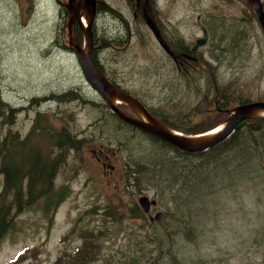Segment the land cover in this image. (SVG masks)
I'll list each match as a JSON object with an SVG mask.
<instances>
[{"label":"rangeland","instance_id":"1","mask_svg":"<svg viewBox=\"0 0 264 264\" xmlns=\"http://www.w3.org/2000/svg\"><path fill=\"white\" fill-rule=\"evenodd\" d=\"M104 1L126 23L115 24L108 15L96 19L97 34L120 40L100 47L97 58L111 79L152 112L191 126L200 119L195 109L206 108L222 89L228 90L230 105L238 97L264 101V35L245 0H153L154 15L168 37L174 33L189 44L203 36L206 22L209 43L200 49L199 69L190 81L177 77L144 22L134 19L128 0ZM57 10L56 0H0V140L8 133L9 141L31 136L32 144L51 130L66 129L83 146L78 154L73 149L65 154L54 174V186H67L68 196L52 216L45 215L41 200L15 215L14 229L0 242V264L21 254L26 261L20 264H54L81 246L79 230L86 227L102 229L104 237L92 264H112L119 257L138 258L141 264H264V170L257 168L260 157L256 165L249 152L236 150L221 162L225 166L204 171L208 180L197 191L186 181L179 197H192L186 206L180 200L175 217L166 214L163 203L151 212L164 215L161 223L131 215L140 196L156 199V191L143 186L138 193L127 181V162L151 156L149 149L157 147L110 111L78 56L55 45L68 42V17L61 22ZM216 24L224 27L220 33L237 27L243 34L238 51L213 36ZM34 126L40 131L31 133ZM101 147L115 165L112 174L104 175L91 152ZM106 207H116L121 221L105 218ZM168 208L173 210L171 203ZM154 233L162 237L160 245L144 238Z\"/></svg>","mask_w":264,"mask_h":264},{"label":"trees","instance_id":"2","mask_svg":"<svg viewBox=\"0 0 264 264\" xmlns=\"http://www.w3.org/2000/svg\"><path fill=\"white\" fill-rule=\"evenodd\" d=\"M222 28H224L222 25L216 24L212 29L214 30L213 36L216 35L218 40L227 45L230 44L234 51H238L243 40V34L238 32L237 27L223 29V32L220 33ZM217 33L220 34L217 35ZM219 50L225 52V47L219 48ZM229 50L232 52L230 47ZM124 91L127 92L126 90ZM226 92H228L227 89H222L217 98L209 100L206 108H196L195 111H197L200 119L198 122L192 123L191 126L179 121H170L164 115L159 116L154 112L152 114L159 117L170 128H175L186 134L202 133L223 122L228 116V111L236 105L251 100L248 97H238V103L230 105L231 97ZM129 94L133 95L132 93ZM260 99L264 100V98ZM121 106L127 107L126 105H120V109ZM115 116L117 117V115ZM252 120L260 123L258 130L251 129L249 126L250 121L246 120L223 142L196 154L181 151L159 138L139 130L151 141L150 144L156 145L157 150L151 151L149 149L151 156L145 155L144 157L127 162V181L134 182L131 186L137 192H141L144 189L143 186L148 190L155 189L156 199H154L156 200V204L163 203L166 205V214H170L171 218H173L172 216L175 217L176 215V210H179L177 208L182 199L179 197V193L182 194L186 181L187 185H190V188L197 191L202 183L208 180L203 172L212 171L219 166H225L226 163L222 164L221 162L229 159L234 151L249 152L256 165L257 158L260 157L257 168L259 170L263 168L264 170V164L262 163V158L264 157V117H256ZM37 130L39 128L34 126L31 133ZM64 134V129L51 130L46 133L47 137L45 139L48 143L54 145V150L59 151L66 147H71L76 151L80 150L79 147L82 140L77 139L74 135L71 140L65 139ZM30 137L23 139V150L19 148L18 154L13 153L14 151L11 150L9 153L4 154L5 143H2L0 140V175L4 176L3 188L0 191V242L9 231L14 229L15 215L21 214L24 210L34 206L41 200L43 209L47 213L45 215L50 214L52 216L63 199L68 196L69 189L66 186L56 189L53 184L55 170L60 160L59 153L53 154V150L50 147H46L48 143H43L45 139L31 144L29 142ZM229 165L233 166L231 163ZM159 167L160 169L158 170ZM157 172L159 173L157 174ZM215 178L217 179L218 177ZM187 197L191 198L192 194L187 193L185 198L182 199L184 205H187V202H185ZM168 203L172 204L173 210L168 208ZM92 212H96L95 209ZM130 213L136 218L141 216L146 217L144 211L137 205L135 208L130 209ZM102 215L105 218H111L113 221H121V214L116 210V207H106ZM163 218L164 215L162 214L161 220L155 223H161L164 220ZM150 223L152 225V222ZM151 230H155V228ZM73 233L75 232L73 231ZM79 237L81 246L74 253L59 257L54 264H92L97 260L101 250L100 243L104 238L102 236V229L82 228L79 230ZM144 238H148L154 244L160 245L162 243V237L157 235V233H154L153 236L147 235ZM170 242H172L171 239ZM161 251L159 249V252ZM24 261H26V255L21 254L9 264H20ZM141 263L142 261L138 260V258L119 257L117 260H113L112 264Z\"/></svg>","mask_w":264,"mask_h":264},{"label":"water","instance_id":"3","mask_svg":"<svg viewBox=\"0 0 264 264\" xmlns=\"http://www.w3.org/2000/svg\"><path fill=\"white\" fill-rule=\"evenodd\" d=\"M246 2L264 34V7L262 1L246 0ZM66 7L70 14L67 23L68 45L75 49L87 80L95 85L96 90L102 96L110 111L125 123L133 125L181 151L196 154L204 152L223 142L243 121L256 117H264V101H249L238 104L229 110L227 118L218 126L208 131L198 134H185L171 129L154 118L137 98L113 84L96 64L93 57L94 40L92 32V25L96 17V0H68ZM82 16L85 18V23L82 21ZM145 20L161 48L172 56L173 52L161 38L152 19L149 16H145ZM75 23L79 25L82 32V44L76 42V39L72 35V26ZM205 40V38L197 39L192 50L195 51L199 46L203 45L206 42ZM120 105H126L131 108L137 113L139 118L125 113L120 109ZM219 126H221L219 131L214 134H209ZM249 126L253 130H258L260 123L258 121H251ZM138 204L144 212H147L151 205H156V200L150 199L147 195H142L138 198ZM161 218L162 213L157 212L150 219L160 221Z\"/></svg>","mask_w":264,"mask_h":264},{"label":"flooded vegetation","instance_id":"4","mask_svg":"<svg viewBox=\"0 0 264 264\" xmlns=\"http://www.w3.org/2000/svg\"><path fill=\"white\" fill-rule=\"evenodd\" d=\"M67 1L68 0H56L57 8H58L57 12H58V16H59V19H60L61 22L64 21L66 19V17H68V19H69V16H70L69 11H68V9L66 7ZM128 1L135 8V10L133 12L134 19H136V20L137 19L138 20L141 19L148 29H149V27L146 24L145 16H149L152 19L156 29L158 30V32H159V34L161 36V38L163 39V41L165 42L167 47L173 52V55L171 56L163 48H161L164 51V53L167 55V57L171 60V63L174 65V69H175V73L177 74V77L181 81H183V80L185 81L186 79H187V81H190L191 79H193L194 75L197 73V70L199 69L198 68V64L200 62V60H199V58H200V55H199L200 49L204 48L209 43L210 36H209V32H208V30L206 28V22H204L203 25L201 26L203 36L200 37V38L199 37L196 38L195 41H193V42L191 41L188 44V43L185 42V40L182 37L175 36L174 33H170V37H168V36H166L165 34L162 33L163 32V29H162L163 23L162 22L160 23L159 20H161V19L156 18L155 15H154L153 0H128ZM124 3H126V0L124 1ZM246 4H247V2H246ZM262 4H263V2H262ZM119 13H120V11H118L114 7H112L110 5V3H106L104 0H96V17H95L93 25H92L93 40H94L93 57H94V60H95L96 64L100 68V70L108 77V79L113 84H115L117 87H119L120 89L124 90V88H122L115 80L111 79L104 72V70L102 68V65H101V62H100V59L97 58L98 49L100 47H108V46H111L113 42H120L119 37H115V36L114 37H112V36H109V37L100 36L95 31V21L100 15L103 16V17H107V15L112 17L111 20L115 24H121L122 20L126 23L125 18L120 17ZM157 15H159V14H157ZM118 27L119 26H117V28ZM149 31L153 35V33H152V31L150 29H149ZM72 35L76 39V42H78L79 44H82L83 35H82L81 29H80V27H79V25L77 23H75L72 26ZM153 37H154V35H153ZM129 38H130V31H128V39ZM201 38H205L206 42L203 45L199 46L195 51L192 50V48L196 44L197 39H201ZM156 42H157V40H156ZM55 45L58 46V47H63L65 50H68L72 54H76L75 49H73L71 46H69L68 42L67 43L65 42V43H62V44H56L55 43ZM158 45H159V43H158ZM133 97H135V96H133ZM135 98H137V97H135ZM52 99H54V97H52ZM52 99L48 98V100H52ZM137 99L140 100L139 98H137ZM140 102H142V101L140 100ZM143 105L146 107V109L149 111V113L154 118H156L157 120L162 122L159 117H156V116H154L152 114V111H150V109L144 103H143ZM128 109H129V111H124V112L127 113L128 115L132 116V117L139 118V116L137 115L136 112H134L131 108H128ZM114 118L117 119L116 117H114ZM9 124L13 125L14 122H13V124H12V122H9ZM163 124H165V123H163ZM134 129L140 130L139 128H136V127ZM64 132H65V134H64L65 135V139L71 140L73 134H71L66 129H64ZM15 134H16V136H19L18 133H15ZM1 140H2V143L3 142L5 143V145H4V147H5L4 153L5 154L9 153L10 150L14 151L13 153H17V154H18V149L19 148H21L23 150V143H22L23 139L22 140L19 139V140H15V141H12V140L9 141V134L7 133ZM51 149L53 150V152H52L53 154L59 153L60 160L58 161V163H60L64 159L62 157L65 154L67 156H69L70 153H71V150H72L71 147H66L65 149H61L59 151L58 150H54L53 148H51ZM82 149H83V146H80V150L76 151V153L78 154L79 152L82 151ZM91 152L93 153L96 161L101 164L104 175L112 174V173L115 172V165L111 164L110 155L105 153L103 147L98 149V151L91 150ZM111 154L113 155L114 152L111 153ZM72 158H74V155L72 156ZM55 173H56V170H55ZM3 180H4V176H3ZM64 186L65 185H61V187H64ZM156 206H157V204L154 205V206L151 205L149 210L147 212H144L145 216L152 223L156 222V220H151L150 219L152 217L151 216V212H152V210L154 208H156Z\"/></svg>","mask_w":264,"mask_h":264},{"label":"bare ground","instance_id":"5","mask_svg":"<svg viewBox=\"0 0 264 264\" xmlns=\"http://www.w3.org/2000/svg\"><path fill=\"white\" fill-rule=\"evenodd\" d=\"M83 21V23H85V20L83 19L82 20ZM62 96V95H61ZM129 125V124H128ZM131 126H133V125H131ZM133 127H135V126H133ZM221 128V126H219L218 128H216L215 130H213V131H211L209 134H214V133H216L217 131H219V129Z\"/></svg>","mask_w":264,"mask_h":264}]
</instances>
